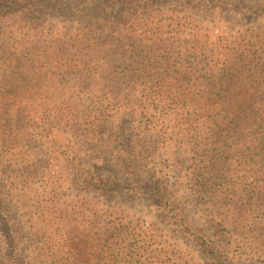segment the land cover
Instances as JSON below:
<instances>
[{
  "label": "trees",
  "instance_id": "1",
  "mask_svg": "<svg viewBox=\"0 0 264 264\" xmlns=\"http://www.w3.org/2000/svg\"><path fill=\"white\" fill-rule=\"evenodd\" d=\"M151 1L153 4L162 0H143L144 6L149 7ZM170 1L165 9L156 7L144 13L143 21L135 28L125 29L122 26L127 25L125 20L128 15L124 10L115 14L106 11L112 7V0H82L84 9L80 12H92L90 18H93L94 26L104 33H97L94 27L90 31L76 28L60 33L59 37L54 32H34L39 30L30 18L33 15V0H0V8L8 9L0 12V178L3 181L0 183V207L4 196L2 187H7L18 207L31 216V211L26 208H29L35 183L41 182L38 187L42 186L45 192L55 195L67 180L76 182V188L83 194L77 203V215L83 219L107 220L99 225L98 233L92 239L84 227L77 235H73L72 231L68 234L65 242L70 250L67 252L73 255L71 264L84 260L89 253L96 255L97 264H109V260L116 264H143V259L145 264L157 263L149 260L151 244L149 239L143 242V231H134L125 223L130 213L122 204L110 203L109 198L134 191L133 175L126 172L121 182L105 179L93 169H98L100 163L96 157L78 163L77 168H71L67 175H44V170L37 169L40 165L37 162L42 160L50 164L55 148L52 140L40 142L38 155L32 152L30 156L25 151L19 154L25 146L31 151L35 148L32 136L43 123L34 120L44 117L42 108L48 105L49 97L44 93L36 94L37 91L29 85L18 83H29L35 69L39 78L46 75L49 63H42L41 66L33 64L47 62L54 44L55 48H63L66 42L67 47L74 48L65 59L58 58L59 62L52 67L54 75L61 73L72 77L75 72L74 77L79 80L80 87H85L82 85L87 81L88 85L90 81L96 84L95 88L74 92L78 100L88 101L86 108H79L80 114L73 124L72 132L77 134V138L80 128L84 129L80 136L95 135L101 125L112 123L114 114L126 108V104L113 96L108 79L112 72L109 63L113 60L115 46L128 37L133 39L135 50L131 65L139 76L143 73V98L148 99L158 115L161 112L175 115L181 132L186 131L189 135L187 144L191 151L188 152L197 155L191 144L200 140V134L194 131L200 120H204L209 124L214 139L211 143H223L222 163L237 158L244 167L253 166L257 174L253 178L254 188L259 192L264 190V0H202L210 8L208 11H214V14L209 13L213 18L218 16L215 14H218L217 9L222 8L221 4L226 6L233 21L223 29L213 19H210L212 26L198 23L196 19L182 24L181 13L174 9L176 0ZM111 10L114 12L116 9ZM234 21L238 22V27L233 24ZM37 37L49 39L50 44L39 46V42H35ZM75 61L79 64L74 65ZM4 81L6 83H2ZM20 109L24 113L23 129L15 124L14 113ZM186 123H190L191 128L186 129ZM54 126L45 133V138L56 134ZM229 140L238 148L233 150V146L227 143ZM164 144L171 142L166 140ZM220 177L217 174L215 178ZM157 182V185L145 183L141 187V197L158 202L164 209L165 202L169 210L175 211L172 200ZM88 195L96 200H89ZM51 206L54 208L55 205ZM73 206L72 203L64 204V212L71 214ZM0 223L6 225L9 237L15 234L13 226L8 225L4 217L0 218ZM26 224L31 242L22 248L28 260L26 264H48V258L53 257V253H45V250L50 252L47 250L49 247L44 249L48 239L35 242L41 228L34 219L26 220ZM76 229L80 228L76 226ZM117 230L121 233L111 235ZM10 242L4 264H24L20 256L23 251L21 243H16L14 238ZM214 248L212 243L208 247L213 255L211 261L223 264ZM73 250L76 252L73 253ZM51 264L59 263L55 259ZM158 264L166 262L158 261Z\"/></svg>",
  "mask_w": 264,
  "mask_h": 264
},
{
  "label": "rangeland",
  "instance_id": "2",
  "mask_svg": "<svg viewBox=\"0 0 264 264\" xmlns=\"http://www.w3.org/2000/svg\"><path fill=\"white\" fill-rule=\"evenodd\" d=\"M33 2V15L30 18L39 30L34 32L43 30L46 33H57L55 36H59L60 33L72 29L90 31V28L94 27L97 33H104L102 29L94 26L93 18H90L92 12H80V9H84L81 5L82 0H33ZM175 2L173 7L181 13L180 17L184 19L182 24L185 25L196 19L198 23L212 26L210 19H213V22L223 29L233 21L223 4L220 5L222 8L217 9L218 14L215 15L218 16L213 18L209 13L214 14V11H208L210 8L203 4L202 0ZM112 3V7L106 11L115 14L124 10L128 18L125 20L127 25L122 27L130 29L143 21L144 13L155 10L156 7L165 9L171 1L162 0L153 4L151 1L149 7L144 6L143 0H112ZM111 9L116 10L113 12ZM1 11L6 12L8 9L0 8ZM233 24L238 27V22L234 21ZM44 37H37L35 40L41 47L50 44L49 39ZM62 39L65 41L64 37ZM64 44L63 48H55L54 44V50H50L47 62L39 61L33 64L41 66L42 63H49L50 68L44 73L45 76L39 78L35 69V75L29 79V83L27 81L18 83L23 86L29 85L37 91L36 94L44 93L49 97L48 105L42 108L44 117L34 120L43 123L34 130L32 136L35 148L31 151L25 146L20 149L19 154L22 155L25 151L30 156L32 152L38 155L41 151L40 142L52 140L51 144H54L55 148L50 164L43 163L42 160L37 162L40 164L37 165V169L44 170V175L49 173L67 175L71 168H77L78 163H85L95 157L100 159V163L98 169H93L105 179L121 182L126 172L133 175L134 191L125 196L118 195L109 199L111 204H122L127 213H130L125 223L134 231H143V242L145 239L150 240L151 262L213 264L211 261L213 255L208 249L212 243L216 255L221 258L223 264H264V190L259 192L254 188L253 178L257 175L255 168L244 167L241 161L236 160L237 158L222 163L224 159H220V155L223 156V143H211L214 139L211 137L209 124L203 122L204 120H200L194 131L200 134V140L196 144H191L197 155L188 152L191 151L187 144L189 135L186 131L181 132L175 115L169 112L165 114L161 112L158 115L157 110L151 108L148 99L143 98V73L139 76V72L134 70V65H131V57H134L135 50L133 39L128 37L115 46L113 60L109 63L112 72L108 79L109 85L113 88V96L122 104H126V108L114 114L112 123L101 125L95 135L80 136L84 132V129L80 128L77 131L79 134L77 138V134L72 132L73 124L80 114L79 110L86 108L88 101L78 100L74 92L83 88H88L87 90L95 88L96 84L90 81L91 84L88 85L87 81L82 85L85 87H80L79 80L74 77L75 72L72 73V77L61 73L53 74L55 71L52 67L59 62L58 58L65 59L66 55H70L74 50L66 46L68 43ZM75 64L79 63L75 61ZM97 94L101 95L100 92ZM14 114L16 126L23 129L25 121L23 111L20 109ZM51 126H54L56 134L45 138L44 135ZM185 127L189 129L191 124L186 123ZM166 140L171 144L165 145ZM231 141L227 143L233 146V150L237 149L236 144H232ZM48 147L51 148L49 144ZM217 174L221 177L215 178ZM157 181L161 183L166 196L172 200L175 211L169 210L165 202L164 209L158 202L144 200L143 196L141 197L140 193H143L141 187L147 182L157 185ZM2 182L0 178V183ZM40 183L34 184L29 208H26L31 211L32 218L24 209L18 207V203L8 193L7 187L1 189L4 196L0 218L4 217L5 222L13 226L15 234L9 237L6 225L0 223V263L4 264L7 261L6 253L10 251L11 238H14L16 243H21V250L26 244L31 243L26 224L28 219L36 220L38 227L41 228L35 242L40 243L48 239L44 249L49 247L47 250L50 252L45 250V253L46 255L53 253L50 254L53 257L46 261L48 264L55 259L59 264H71L73 255L67 252L69 249L65 242L68 234L72 231L73 235H77L84 227L92 239L96 237L99 225L107 220L91 217L83 219L77 215V203L83 194L76 188V182L67 180L55 195L45 192L42 186L38 187ZM87 198L96 200L92 195H88ZM66 203L74 204L71 214L63 210ZM52 204L55 205L54 208ZM76 226L80 229L77 230ZM119 233L121 232L117 230L111 235L116 236ZM23 252L25 251H21L20 256L26 264L28 260ZM75 252L76 250H73V253ZM95 256L89 253L84 260L76 261V264H97L98 259ZM144 261L143 259V264ZM108 263L116 264L112 260Z\"/></svg>",
  "mask_w": 264,
  "mask_h": 264
}]
</instances>
